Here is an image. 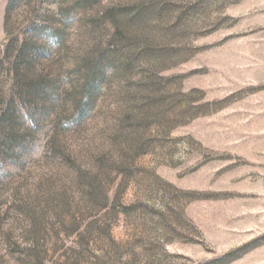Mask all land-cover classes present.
I'll return each mask as SVG.
<instances>
[{"label":"rangeland","instance_id":"1","mask_svg":"<svg viewBox=\"0 0 264 264\" xmlns=\"http://www.w3.org/2000/svg\"><path fill=\"white\" fill-rule=\"evenodd\" d=\"M0 264H264V0H0Z\"/></svg>","mask_w":264,"mask_h":264}]
</instances>
